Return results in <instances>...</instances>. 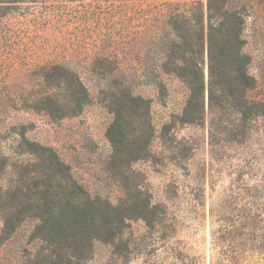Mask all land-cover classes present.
I'll return each instance as SVG.
<instances>
[{
  "label": "rangeland",
  "instance_id": "1",
  "mask_svg": "<svg viewBox=\"0 0 264 264\" xmlns=\"http://www.w3.org/2000/svg\"><path fill=\"white\" fill-rule=\"evenodd\" d=\"M208 2L0 0V264L50 259L32 236L38 221L21 204L36 193L39 165L23 136L53 149L93 197L119 204L137 195L157 207L152 223L129 220L110 242H95L84 264H228L220 255L228 242L215 237L249 204L264 203V117L210 114L207 94L203 120L183 123L188 88L162 67L170 42L199 24L207 32ZM226 5L245 18L243 53L257 84L247 96L262 100L264 0ZM179 24L184 31L175 30ZM202 69L208 83L206 53ZM128 92L150 102L149 112L123 122L149 153L114 161L110 105ZM5 213L24 218L13 233Z\"/></svg>",
  "mask_w": 264,
  "mask_h": 264
},
{
  "label": "trees",
  "instance_id": "2",
  "mask_svg": "<svg viewBox=\"0 0 264 264\" xmlns=\"http://www.w3.org/2000/svg\"><path fill=\"white\" fill-rule=\"evenodd\" d=\"M208 25L205 33L201 24L193 29L192 36L179 35L170 42L164 72L183 81L188 88V99L181 121L194 124L203 120L208 94L209 113H233L240 121L264 117V98L250 100L247 94L256 88V80L249 73L250 58L243 53L245 18L229 9L226 0H208ZM179 24L176 31H184ZM208 57L209 79L206 83L202 62ZM48 111L54 104L45 99ZM110 109L115 119L107 137L111 142L114 161L138 160L148 155V145L140 137L129 134L123 125L124 118L139 111L149 112L150 102L131 93L113 96ZM52 112V111H51ZM25 151L37 158L36 193L23 197L28 216L38 221L32 236L46 245L48 264H84L94 249L95 242H110L129 220L153 221L151 200L133 196L119 204L93 197L72 176L58 154L23 136ZM29 189V188H28ZM31 189V190H33ZM18 192H23L21 187ZM1 193V190H0ZM257 210L252 213L253 210ZM5 231L13 233L23 221L22 215L13 217L5 213ZM240 225V226H239ZM224 235L215 237L217 243L228 242L220 255L228 264H242L259 257L264 264V203L248 205L240 221L231 223ZM249 257V258H248ZM224 261V260H223ZM222 260L216 264H224Z\"/></svg>",
  "mask_w": 264,
  "mask_h": 264
}]
</instances>
